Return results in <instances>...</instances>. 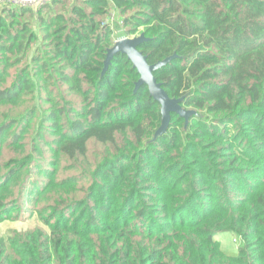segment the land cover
Returning <instances> with one entry per match:
<instances>
[{
	"label": "trees",
	"instance_id": "trees-1",
	"mask_svg": "<svg viewBox=\"0 0 264 264\" xmlns=\"http://www.w3.org/2000/svg\"><path fill=\"white\" fill-rule=\"evenodd\" d=\"M49 7L39 32L32 8L0 14V155L19 147L0 211L36 201L53 153L84 156L93 139L116 152L83 197L52 208L49 230L2 241L0 264H264V0H78L46 18ZM111 8L125 37L144 33L150 64L170 58L155 76L195 111L188 123L172 113L155 137L161 105L138 69L123 53L105 69Z\"/></svg>",
	"mask_w": 264,
	"mask_h": 264
},
{
	"label": "rangeland",
	"instance_id": "rangeland-1",
	"mask_svg": "<svg viewBox=\"0 0 264 264\" xmlns=\"http://www.w3.org/2000/svg\"><path fill=\"white\" fill-rule=\"evenodd\" d=\"M78 0H65L64 2L50 3V7L46 9L44 14L47 17H53L57 14H71V7ZM35 10L31 19L32 27L39 32L40 22L37 10L39 7L32 8ZM3 7H0V14H3ZM106 23H110L115 31L116 41L125 37L122 17L118 11L111 8L108 16L103 18ZM137 36V35H135ZM134 37V36H129ZM35 49L31 53H34ZM73 97V96H69ZM19 147L5 148L0 155V173H4L12 164L11 157L17 155L16 150ZM116 148L112 144H103L96 140H90L88 144L87 154L84 156L77 155L76 157H69L62 155L58 157L55 153L52 157L59 158V165L56 167L55 173L51 177V182L46 185V188L41 191L34 203H30L24 207V210L19 215L14 217L15 212L11 211L9 207L7 211H0V243L2 241L10 240L19 233L42 228L49 230L46 224V217L50 215L49 212L54 206H61L62 204L72 200L73 198H81L85 195L84 190L90 184V176L97 164L106 158L114 156ZM58 180V181H57ZM2 195H5L7 190H0ZM32 192L39 193L40 190L33 189ZM0 200L1 197H0ZM31 207V208H30ZM5 212V213H4ZM223 246L229 251H237L239 245V238L232 234H224L219 237Z\"/></svg>",
	"mask_w": 264,
	"mask_h": 264
},
{
	"label": "water",
	"instance_id": "water-1",
	"mask_svg": "<svg viewBox=\"0 0 264 264\" xmlns=\"http://www.w3.org/2000/svg\"><path fill=\"white\" fill-rule=\"evenodd\" d=\"M145 40V35L142 33L134 37H124L116 41L115 44L108 49L107 58L105 60V69L109 66L114 56L118 53L126 54L132 61L134 67L138 69V72L141 75L139 81L136 84L137 88L142 84L148 85L150 95L161 105L162 122L155 134V137H157L168 129L171 122L172 113L179 114L181 117L185 118L186 122L188 123L195 111L186 110L183 108L181 105L183 98L170 97L163 88V84L157 80L155 72L158 68L165 65L170 60V58L159 61L155 64H150L147 55L139 50V44Z\"/></svg>",
	"mask_w": 264,
	"mask_h": 264
},
{
	"label": "built area",
	"instance_id": "built-area-1",
	"mask_svg": "<svg viewBox=\"0 0 264 264\" xmlns=\"http://www.w3.org/2000/svg\"><path fill=\"white\" fill-rule=\"evenodd\" d=\"M52 0H0V7L34 8L51 3Z\"/></svg>",
	"mask_w": 264,
	"mask_h": 264
}]
</instances>
